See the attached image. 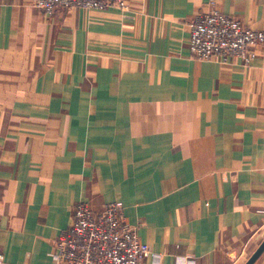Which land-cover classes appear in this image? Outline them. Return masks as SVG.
Here are the masks:
<instances>
[{
  "label": "crops",
  "instance_id": "0c3cea01",
  "mask_svg": "<svg viewBox=\"0 0 264 264\" xmlns=\"http://www.w3.org/2000/svg\"><path fill=\"white\" fill-rule=\"evenodd\" d=\"M210 1L49 17L0 0V264H53L79 200L121 201L162 264H244L258 247L264 46L249 62L195 59L188 21ZM214 6L264 29V0Z\"/></svg>",
  "mask_w": 264,
  "mask_h": 264
},
{
  "label": "built area",
  "instance_id": "2783aa9c",
  "mask_svg": "<svg viewBox=\"0 0 264 264\" xmlns=\"http://www.w3.org/2000/svg\"><path fill=\"white\" fill-rule=\"evenodd\" d=\"M130 0H33L46 16L59 9L108 11L117 7L125 11ZM211 8L199 11L188 21L189 46L193 57L203 61L246 62L255 57L256 47L264 46V29H254L234 15ZM2 213L0 211V229ZM151 258L162 264L164 254L154 252L142 242L137 227L130 225L121 201H111L95 211L86 200L76 202L71 224L63 229L50 253L53 264H143ZM175 264H197L191 256H176Z\"/></svg>",
  "mask_w": 264,
  "mask_h": 264
},
{
  "label": "water",
  "instance_id": "95a60500",
  "mask_svg": "<svg viewBox=\"0 0 264 264\" xmlns=\"http://www.w3.org/2000/svg\"><path fill=\"white\" fill-rule=\"evenodd\" d=\"M264 254V238L244 264H255Z\"/></svg>",
  "mask_w": 264,
  "mask_h": 264
}]
</instances>
